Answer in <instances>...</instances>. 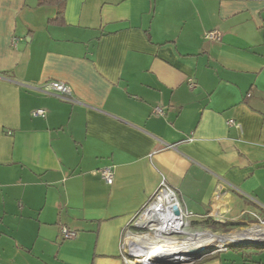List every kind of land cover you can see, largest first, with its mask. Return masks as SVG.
Listing matches in <instances>:
<instances>
[{
    "label": "crops",
    "instance_id": "1",
    "mask_svg": "<svg viewBox=\"0 0 264 264\" xmlns=\"http://www.w3.org/2000/svg\"><path fill=\"white\" fill-rule=\"evenodd\" d=\"M162 183L199 227L264 220V0H0V264H127Z\"/></svg>",
    "mask_w": 264,
    "mask_h": 264
},
{
    "label": "built area",
    "instance_id": "2",
    "mask_svg": "<svg viewBox=\"0 0 264 264\" xmlns=\"http://www.w3.org/2000/svg\"><path fill=\"white\" fill-rule=\"evenodd\" d=\"M206 40L209 42H217L222 38L221 33L216 31H210L205 35ZM48 92H55L59 94L64 100H70L71 90L64 84L59 82L49 83L46 87ZM154 114L157 116H164L165 111L161 107H156L154 109ZM34 117H46V111L43 109H38L33 112ZM230 123L233 124V121ZM101 176L106 180L109 185L114 183V171L112 168L107 167L100 171ZM176 208L179 210L180 214L176 215ZM193 213L185 212L181 203L179 202L176 191L170 187L167 183H162L160 186L154 200L150 205H148L144 211L141 213L137 224H142L144 227L149 228L148 224L157 223L158 225H169L170 230L166 233V236L170 237L173 234H186L187 230L192 227L193 221L196 219ZM208 218V217H207ZM213 220L217 222H223L222 218L219 215H213ZM147 221H150L146 224ZM179 231V233H176ZM62 236L65 240H73L77 237L75 231L69 230L67 228H62ZM201 232H196L190 235H196ZM128 258H132L131 255L125 258L127 264H134L130 262Z\"/></svg>",
    "mask_w": 264,
    "mask_h": 264
},
{
    "label": "bare ground",
    "instance_id": "3",
    "mask_svg": "<svg viewBox=\"0 0 264 264\" xmlns=\"http://www.w3.org/2000/svg\"><path fill=\"white\" fill-rule=\"evenodd\" d=\"M149 222L150 221H147L146 224H148ZM143 223L140 224L139 222L138 225L142 226ZM148 227L149 229H156L155 237H152L150 235L130 236L132 241L142 242L134 246L130 245L136 248L135 250L137 251L134 253V256L137 259H141L138 260L140 264H152L151 262H155L157 264H165L171 263V261H179L182 264H191L192 261H189L190 259H188L186 255H184L187 251L191 249L203 247L208 251H215L225 249L227 246L235 243H241L246 241L264 242V227L260 226H254L253 228L244 232H234L228 236H219L211 232H205L202 234L198 233L196 235L189 236L190 238L185 240H179L166 236V233L170 230V226L167 224L158 225L157 223H150L148 224ZM176 233H179V231H176ZM146 242H153L155 245H157V249L156 246L150 245ZM176 253L180 254L179 258H176ZM157 255H161L164 257L158 259ZM148 258L151 262L148 261Z\"/></svg>",
    "mask_w": 264,
    "mask_h": 264
},
{
    "label": "rangeland",
    "instance_id": "4",
    "mask_svg": "<svg viewBox=\"0 0 264 264\" xmlns=\"http://www.w3.org/2000/svg\"><path fill=\"white\" fill-rule=\"evenodd\" d=\"M162 109H163V107H161ZM164 110V109H163ZM257 221V220H256ZM135 222H137V221H135ZM135 224V223H134ZM134 224H133V227H134ZM240 225V227H237L236 229H233L232 231H230V232H228V233H224L223 232V230H220V231H218V232H215V231H213V230H211V229H208V228H203V229H201V227H194L193 225H192V227L191 228H189L188 230H187V233L186 234H182V235H178V234H173V235H171L170 237L171 238H176V239H179V240H185V239H188V238H190L189 236H191L190 234H193V233H196V232H211V233H213V234H216V235H219V236H222V235H224V236H228V235H230V234H232V233H234V232H244V231H246V230H249V229H251V228H253L254 226H260V227H264V220L263 221H260L259 223H248V224H239ZM155 231H156V229L155 230H153V229H149V228H145V229H143L142 231L140 230L139 232L138 231H130V232H132V233H134L135 235H138V236H146V235H150V236H152V237H155ZM129 232V231H128ZM127 232V234H126V255H131V256H134L135 254V249L133 248V249H131V247H130V244H131V240L129 239V236H131V234H129ZM61 235H62V233H61ZM147 243H149V244H151V245H154V246H156V249H157V245H155L153 242H147ZM155 249V250H156ZM222 250H225V249H222ZM222 250H220V251H222ZM244 250H257L256 248H249V249H244ZM220 251H217V252H220ZM153 254V253H152ZM128 260L130 261V262H134V264H140L139 262H138V260H141V259H137L135 256L134 257H132V258H128ZM148 261L149 262H151L150 260H149V258H148ZM164 262H168V261H164ZM193 262V261H192ZM191 262V263H192ZM151 263H155V262H151ZM171 263H174V261H171ZM182 264V263H181ZM193 264V263H192Z\"/></svg>",
    "mask_w": 264,
    "mask_h": 264
},
{
    "label": "water",
    "instance_id": "5",
    "mask_svg": "<svg viewBox=\"0 0 264 264\" xmlns=\"http://www.w3.org/2000/svg\"><path fill=\"white\" fill-rule=\"evenodd\" d=\"M175 213H176V215L180 214V212H179V210L177 208H176ZM258 227H259V225H258ZM134 228H136L138 230H143L146 227L140 226L137 223H135L134 224ZM202 233H205V232H201V234ZM130 234L135 235L132 232H130ZM230 248L231 249H240V250H244V249H248V248L264 249V242L246 241V242H241V243H235V244L227 246L225 248V250L230 249ZM217 251H220V250H215V251L214 250H209L208 251V250L204 249L203 247H199V248H195V249H191V250L187 251L184 255H186L188 257V259H190L189 261H193V264H194L198 260L203 259L204 257L209 256V255H211V254H213V253H215ZM175 256H176V258H179L180 254L176 253ZM132 257H134V256H132ZM163 257L164 256L157 255L158 259H161ZM189 261H187V262H189ZM152 264H157V263H152ZM165 264H181V263L179 261H177V262H174V263H165Z\"/></svg>",
    "mask_w": 264,
    "mask_h": 264
},
{
    "label": "trees",
    "instance_id": "6",
    "mask_svg": "<svg viewBox=\"0 0 264 264\" xmlns=\"http://www.w3.org/2000/svg\"><path fill=\"white\" fill-rule=\"evenodd\" d=\"M59 15H62V12L59 13ZM198 221L194 220L192 225L194 227H199V223H197ZM201 229L203 228H208V229H211L215 232H218L220 230H223L224 233H228L230 231H232L233 229H236L237 227H240L239 224H236V223H220V222H217L215 220H212V219H206L202 222V225H201ZM134 231H140V230H137L135 228H133Z\"/></svg>",
    "mask_w": 264,
    "mask_h": 264
},
{
    "label": "flooded vegetation",
    "instance_id": "7",
    "mask_svg": "<svg viewBox=\"0 0 264 264\" xmlns=\"http://www.w3.org/2000/svg\"><path fill=\"white\" fill-rule=\"evenodd\" d=\"M136 229V228H135ZM138 230V229H137ZM142 231V230H141Z\"/></svg>",
    "mask_w": 264,
    "mask_h": 264
}]
</instances>
